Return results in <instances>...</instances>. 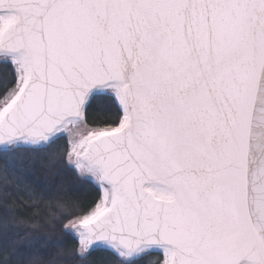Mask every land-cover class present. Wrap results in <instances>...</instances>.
<instances>
[{
  "label": "snow or ice",
  "instance_id": "obj_1",
  "mask_svg": "<svg viewBox=\"0 0 264 264\" xmlns=\"http://www.w3.org/2000/svg\"><path fill=\"white\" fill-rule=\"evenodd\" d=\"M0 264H264V0H0Z\"/></svg>",
  "mask_w": 264,
  "mask_h": 264
},
{
  "label": "trees",
  "instance_id": "obj_2",
  "mask_svg": "<svg viewBox=\"0 0 264 264\" xmlns=\"http://www.w3.org/2000/svg\"><path fill=\"white\" fill-rule=\"evenodd\" d=\"M37 171H39V169H37ZM57 236L59 239H64V237L59 233H57ZM71 244H72V241H70V240L66 241V246L70 247Z\"/></svg>",
  "mask_w": 264,
  "mask_h": 264
}]
</instances>
